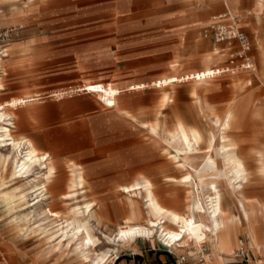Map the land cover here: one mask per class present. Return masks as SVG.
I'll use <instances>...</instances> for the list:
<instances>
[{
  "label": "rangeland",
  "instance_id": "obj_1",
  "mask_svg": "<svg viewBox=\"0 0 264 264\" xmlns=\"http://www.w3.org/2000/svg\"><path fill=\"white\" fill-rule=\"evenodd\" d=\"M48 1L51 0H0V28L17 24L25 26L19 39L10 43L11 46L18 44V50L22 51L10 50L9 46L8 57L1 68L3 73H0V81L5 88L0 90V105L12 97L24 96L27 92H46L48 95L51 90L83 85V88L78 87L80 89L76 93L61 98L45 95L41 101L39 99L21 105L18 111L25 110V113L16 116L17 126L11 128L14 138H29L40 152H47L59 161L50 192L56 196H66L52 203L48 193L40 192L42 188H39L29 192L23 198V203L17 198L12 200L14 191L28 187L29 179L45 174L48 168L44 162L33 164L28 160L25 149L13 148L11 140L0 129V264H86L83 263L82 253L74 251L78 241L73 240L70 227L65 226L66 222L71 221L67 210L72 215L81 213L73 216L77 222L87 219L85 209L98 204L96 200L110 205L120 198L127 210L124 194L118 196L115 190L128 185L134 177L140 175L148 177L152 182L151 189L155 198L153 207L147 209L138 199L132 209L134 220L127 219L124 213L111 214V206L106 207L109 208L108 212L100 216L99 223L90 220L89 224L94 228L91 237L95 240L98 253L106 252L111 247L101 232L110 234L118 225L148 226L151 221L163 218L166 220L163 227L173 229L168 211L187 217L194 196L197 204L207 212L210 200L206 178L203 182L197 181L193 188L175 183L176 179L185 174L183 168L174 164L183 155L179 153L177 158H173L179 152L178 147L182 142L181 136L175 134V120L198 128L208 127L209 119L204 111L197 113L194 99L197 95L201 96L207 110L223 115L233 106L232 94L238 93L237 103L243 113L241 122L245 127L232 131L230 135L240 139L241 154L247 160L249 179L242 191L247 197L264 205V176L259 172L260 163L248 157L253 153L264 155V11L256 12V0H225L229 9L238 10L237 13L232 12L250 42L249 55L255 66L254 71L241 67L227 71L229 52L223 51V55L217 50L225 46L226 42L218 45L211 37L203 36L210 16L224 11V6L221 10L200 15L195 32L183 35L179 28L177 32L173 30L181 22L178 12L181 0H135V6L130 8V28L136 26V29H130V39L115 38L114 20L102 17L82 25L89 28L87 34L70 37L67 42L54 45L56 49L68 47L64 49L65 54H55L54 51L53 55H47L44 44L50 40L49 35L63 30L60 28L54 33L50 31L46 26L47 17L36 15L38 12H32L28 22L15 18L17 11L24 9L30 13V9L37 5L42 6V12ZM101 1L94 0L97 5H101ZM136 1H139L138 4ZM203 1L192 2L197 6ZM151 20L154 23L149 25L153 29L149 31L146 23ZM91 28L94 30L91 31ZM129 42L130 59H125L127 51L111 50L115 45ZM30 43L34 45L33 48L28 46ZM214 50L218 53L212 54ZM149 51L157 53L149 57ZM210 54L213 60L209 68L217 69L218 72L212 73L201 85L196 86L185 77L202 71V60ZM162 59L166 62L158 63ZM175 60L179 61V65L170 67L169 64ZM151 62L153 64L149 65ZM159 79L170 82L164 91L150 88V84ZM89 83H108L112 88L124 91L118 95L115 106L107 107L94 93L89 92ZM84 94L94 96L99 105L86 104ZM165 95L167 101L161 118L170 132L168 135L163 124L154 127L150 125L156 118L155 111L160 107L159 100ZM193 100L195 102L192 104ZM28 110L31 113H27ZM3 124L0 123V126ZM213 131L216 140L212 139L211 145L215 150V160L219 161L216 127H213ZM67 133L76 138L73 145L80 146L74 151L70 150L73 149L71 143H59V137ZM200 160L201 157H198L197 161ZM70 161L83 164L81 170L87 173L86 182H81L83 172L77 170L70 175L67 183V169L63 164ZM222 181V170L219 168L217 182L220 187ZM188 191H191V195ZM128 194L132 195L130 192ZM49 210L60 213L66 211V217L52 220ZM229 214L234 216L236 209H229L224 216L228 217ZM258 223H255V232L261 243L264 240V221ZM151 238L161 242L156 234ZM241 242L243 254L238 249ZM124 247L117 248V254L123 252ZM209 248L206 236L201 249L196 247L197 252L190 253L200 258L202 254L208 255L206 252ZM233 249L235 254L231 264H264V246L254 250L244 229L238 230ZM174 252L185 256L189 253L185 250ZM112 260L109 259L107 263Z\"/></svg>",
  "mask_w": 264,
  "mask_h": 264
},
{
  "label": "bare ground",
  "instance_id": "obj_2",
  "mask_svg": "<svg viewBox=\"0 0 264 264\" xmlns=\"http://www.w3.org/2000/svg\"><path fill=\"white\" fill-rule=\"evenodd\" d=\"M261 11H264V0H256V12L259 13ZM207 63H209V61H207ZM254 70L255 67L253 71ZM217 72V69L212 70L209 67H204L202 71L190 73L185 78L192 80L194 85L199 86L205 78H208L212 73ZM169 83L170 82L165 80H157L150 84V88H154L157 91H164L165 88L168 87ZM87 88L90 93H94L95 97L97 96V99H100L107 107H113L116 105V100L120 92L117 89L106 87L99 83H89ZM77 89L80 88L77 87L64 91L62 92V95L76 93ZM139 89H143V87H139ZM166 95L160 101V107L157 108L154 113L156 118L154 117L155 119L152 123H150V125L154 127L163 124L166 129V134L168 135L170 132L167 131L166 125H164V120L161 118V115L164 113L163 107L167 101ZM38 99L39 97L30 93L18 100L17 103L24 104ZM194 99L196 100L198 108L197 113L204 111L209 119V123H207L208 127L203 129L187 125L180 120H175V134L181 136L182 142L181 146L178 147L179 152L174 154L173 158H177L179 153L183 155L181 159L175 160L176 163L174 164L185 170L184 176L176 179L175 183L178 182V184L183 185L186 188H193V185L195 183L197 184V181L203 182V179L206 178L207 182H205V184L208 189V197L210 200V206L207 207L209 210L206 212L203 206L198 205L194 196L193 202H191L188 207L189 215L187 217L181 216L174 211H168L173 221V229L164 228L162 224L165 223L166 220L161 218L159 221H151L148 226H117L110 234L101 232V235L107 239L108 243H111V247L108 248L106 252L101 254L98 253L95 248V240L91 237L94 228L89 224L90 220H93L94 223H99L100 221L99 215L94 211L98 204L86 208L85 214L87 219L80 222H77V219L73 217L81 215L80 212L76 215H72L73 213H69L67 210V213L71 215L69 218L71 221L66 222L65 226L70 227L72 236L74 237L73 240L78 241L74 247V251L80 254L82 253L83 263L107 264L109 259L116 257L117 248L131 245L138 237L149 239L154 234L157 235V238L163 245L168 246L171 250H185L189 253L193 251L197 252L196 247L201 249V246L205 243L207 236V239H209V243L212 245L213 249L217 253H223L224 256L229 259H232L235 254L233 249L236 234L235 232L239 229H244L248 233L254 250L264 246V240L259 243L255 232V223L259 222L262 224L264 221V205L260 204V202L256 199L247 197L242 191L244 185L249 179L247 160L241 154L240 139L230 135L232 131H239L245 127L241 122L243 113L241 112V108H239V103H237L239 100L238 93L232 94L231 99L234 101L233 106L228 108L223 115L215 114L213 111L207 110L200 95H197ZM194 102L195 101L193 100L192 104ZM246 116L247 115H245V117ZM10 117L9 112L0 113V123H4L3 126H0V129H3L5 136H8V139L11 140L13 148H17L19 150L25 149L28 160H30L33 164L44 162L45 166L48 168L45 174L29 179L28 187L19 188L14 191L12 200L17 198L16 200H21L23 203V201H25L23 198H25L29 192H35V190L39 188H42L40 192L45 191L48 193L49 197L53 195L55 196L54 193L50 192L52 187L51 183L55 180L53 177L55 173L54 168L50 164L52 160L49 159V154L40 153L29 140H23L22 142L20 139L14 138L11 128H14L15 125ZM213 127H216L218 132L217 154L219 156V161L215 160V150L211 145L212 139L216 140ZM207 130H209V132H207ZM198 157H201L199 162L197 161ZM248 157H251L256 162L260 163V166L258 167L259 172L262 176H264V155L257 156L253 153L249 154ZM219 168L222 170L223 177L221 187L217 182ZM21 170L22 169L19 171ZM80 172H82V170H80ZM25 177L28 176L26 175ZM81 182H86L84 172L83 175H81ZM235 185H237L236 188ZM151 186V180L146 176L140 175L134 177L128 185L120 186L115 190L118 196L120 194H124V199L127 201V219L134 220V210L132 209L135 200L141 199L143 205L147 209L153 207V200L155 198ZM128 192L132 193V195L128 194ZM25 193L27 194L25 195ZM188 193L191 195V191H188ZM233 208L236 209V214H234V216L229 214L228 217H225V212L229 211V209L233 211ZM65 212L60 213L57 210L48 211L49 216L55 221L63 218L65 216ZM97 241L99 240L97 239Z\"/></svg>",
  "mask_w": 264,
  "mask_h": 264
},
{
  "label": "crops",
  "instance_id": "obj_3",
  "mask_svg": "<svg viewBox=\"0 0 264 264\" xmlns=\"http://www.w3.org/2000/svg\"><path fill=\"white\" fill-rule=\"evenodd\" d=\"M192 1H194V0H190V1L181 0V6H180V9L178 11L179 15L181 17V22H178L177 23L178 26H176L173 29V30H175V32H177L178 31L177 28H179L180 32L183 35L185 33H188V34L194 33L195 27L197 26V23L199 21L198 18L200 15L205 16V15L211 13L213 10H221L222 6H224V11H221L219 13L211 15L206 27L212 22L214 17H217V16H219V15H221L227 11L232 13L233 15H235V14L232 11H234L235 13L238 12V10L229 9L224 0H223V2H221L220 0H204L201 5L198 4L197 6H195ZM138 2H137V4H138ZM237 3H238V1L236 2V7L238 6ZM135 4H136L135 0H103V1H101V5L99 3L97 5V3L94 2V0H88V1L87 0H51V1L47 2L46 6H43V8L45 10L43 9L42 12L40 11V8L42 7L40 5H37V6L33 7V9H30V11H29L30 13H28V11L25 12L24 9H21V11L19 10L16 12L17 16L15 19L28 22V20L30 19L29 17L31 16L32 12H34V13L38 12L36 15H41V14L45 15L48 19V21H46L47 22L46 26L48 27V29H50V31H52L54 33V31L56 30V32H58L59 29L61 28L63 30V32H58V34L55 33V34L49 35L48 39H50V40L44 44V48L46 49V50H44V52L47 55H53L54 51H56L55 54H62L63 55L66 53V51H64V49L65 48L67 49L68 47H63V49H56V47H54L55 44L67 42L66 40L69 39L70 37H74V36L81 37V36L87 34L89 28H84L82 25L88 21H91V20L96 21L97 19L102 18V17L103 18L111 17L112 20H114V21H112V24H114V33L116 34L115 38L120 37L123 39H130V29L132 31H134L136 29V26L135 27L131 26V28H130V8H133L135 6ZM31 10H33V11H31ZM18 12H20L21 14H18ZM151 22L154 23L152 20L148 21L146 23V24H148L147 30H149V31L151 29H153V28H151L152 26L149 25ZM237 22H238V27L245 33V31L242 29V27L240 25V21L237 20ZM17 25H22L23 28L25 27L23 24H17ZM154 28H156V27H154ZM93 30L94 29L91 28V31H93ZM217 44L219 45L221 43H217ZM9 46H10V50L13 49V50H16L18 52L22 51V50H18L20 48L18 46V44H15L12 46H11V44H8V45L4 46V49L2 51L3 55L0 54V61H1L0 73H3V70L1 68L4 67L3 62L6 59V57H8V52H9L8 47ZM28 46H32L31 48L34 47V45H31V43ZM237 47H238L237 43L232 42L231 44L226 43L225 46L218 48L217 50L220 53H222L223 51H226V50H227V52H231V51L236 50ZM111 50L112 51H117V50L119 51L120 50V51H125V52L127 51L126 52L127 54H125V56H126L125 59H130V42L128 44H124V43L122 44L121 43V45L120 44L118 46L115 45ZM215 52H216V50H214L212 52V54L218 53V52H216V53ZM156 53L157 52L149 51V53H147V54L149 57H153L154 55H156ZM158 53H160V51H158ZM212 54L208 55L206 58L203 59V61H202L203 67H211L210 63L213 60V57H211ZM222 54L224 55V53H222ZM207 61H209V63H207ZM226 61L227 62L229 61V54H228V58ZM164 62H166V60L162 59L158 63H164ZM151 64H153V63L152 62L149 63V65H151ZM178 65H179L178 60H175L169 64L170 67H176ZM159 80H161V79H159ZM99 84L112 88L108 83H103V84L99 83ZM75 87H82L83 88V85H77V86H74L72 88H75ZM4 88H5L4 84L1 83V81H0V90H3ZM72 88L64 89V90H54V91L51 90L48 93V95L45 94L46 92H38V91L31 92V94H34L37 97H39V99L41 101V99H43L45 97V95L46 96H54L55 98H61L63 96H67V95H62V92L68 91ZM113 89H117V88H113ZM128 89H130V87ZM117 90L120 91L119 94L122 91H124V89H121V88H119ZM52 92H53V94H52ZM28 94H30V92H27L26 95H28ZM26 95L12 97L8 100L4 99L6 101L2 100L4 102L1 103V105H0V113L1 112H9L10 116H11L10 118L14 122V125H15L14 127H16L17 123H18L16 120V116H18V115L23 116L25 113V110L18 111L19 107L21 105L27 104V103L19 104V103H17V101L22 99ZM84 100H85V103L88 105H91V106H93V105L98 106L99 105V103H98L99 101L94 96L84 94ZM117 100H118V98H117ZM117 100H116V102H117ZM159 102H160V100H159ZM28 103H30V102H28ZM26 112L31 113V110H28ZM22 137L24 138L23 140H29L32 143V141L25 136L17 137V139L22 140ZM75 140H76V138L74 136H71V134H69V133H67L66 136H65V134H63L62 137H59V143L63 144V145L69 144V143H71L73 145ZM79 147L80 146L76 144V146L73 145V149L70 148V150L74 151L75 149H77ZM40 153H47V152H40ZM47 154H49V153H47ZM49 159L52 160V162H50V164L54 168L55 174L53 177L55 178L56 172H57V164L59 161L54 159L51 156V154H49ZM63 166L67 169L66 173H67V183H68L70 175L79 169L81 170L83 164L70 161L69 163L68 162L64 163ZM84 173H85V178H86L87 173L85 171H84ZM53 182L51 183V186H54ZM65 189H66V186H65ZM53 196L48 197V198H50L52 203L55 201H58V200H62V198L65 197V196L64 197L56 196V194H55L54 198H53ZM156 201L158 202V200H156ZM96 202L99 205L95 207L94 211H95V213H97L99 215V219H100V216L107 214V212H108L107 210L109 208H106V207H108V206H111L113 208V212H111V214L124 213L125 216L127 214L122 202L120 201V198L117 202L110 203V205L108 204V202H100L97 200H96ZM114 205H116L118 208L116 209V206H114ZM158 205L160 206L159 202H158ZM123 221H124V218H123ZM118 226H122V225H118ZM237 232H238V230L235 232L236 233L235 237L237 235ZM211 247H212V245L210 244L209 251L206 252L208 255L204 256L201 259L198 258V256L192 255V253H188V254H186V257L183 260H179L176 256V254L172 255L169 252H167V250H166L165 246L162 244V242H157L154 238L148 239V238H144V237H138L135 239V241L131 245L124 247V251L121 252L120 254H117V256L114 257L113 260L107 264H231V259L225 257L223 253H217L213 249V247L212 248Z\"/></svg>",
  "mask_w": 264,
  "mask_h": 264
},
{
  "label": "built area",
  "instance_id": "obj_4",
  "mask_svg": "<svg viewBox=\"0 0 264 264\" xmlns=\"http://www.w3.org/2000/svg\"><path fill=\"white\" fill-rule=\"evenodd\" d=\"M22 29V25L0 28V54L3 55L2 51L4 46L19 39ZM203 36L211 37L215 43H237V49L229 52V61L226 66L227 71L234 70L233 67H241L247 69L248 71H253L255 66L249 55L251 45L246 34L238 27L237 17L235 15H232L227 11L217 17H214L212 22L203 30ZM249 83L250 80L248 81V84ZM242 245L243 243L241 242L238 248L241 254L244 253ZM165 248L170 254H176L168 246H165ZM176 256L179 260H183L186 257L185 254L182 253L178 255L176 254ZM203 256L204 254L200 256V259L203 258Z\"/></svg>",
  "mask_w": 264,
  "mask_h": 264
}]
</instances>
